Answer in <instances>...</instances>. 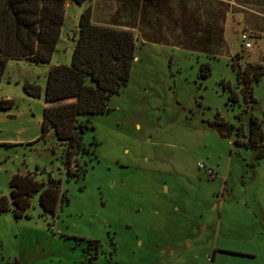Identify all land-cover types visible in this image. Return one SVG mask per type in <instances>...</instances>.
Wrapping results in <instances>:
<instances>
[{
	"label": "rangeland",
	"instance_id": "1",
	"mask_svg": "<svg viewBox=\"0 0 264 264\" xmlns=\"http://www.w3.org/2000/svg\"><path fill=\"white\" fill-rule=\"evenodd\" d=\"M70 2L52 60L10 59L0 81V264H264V78L255 101L228 100L230 86L240 90L236 56L264 63V19L251 26L248 9L226 11L217 48L141 38L128 85L83 135L87 172L71 178L65 145L42 132L49 70L71 63L87 8ZM4 99L14 105L2 109ZM18 173L44 183L23 215L11 195ZM51 180L69 197L54 212L41 202Z\"/></svg>",
	"mask_w": 264,
	"mask_h": 264
},
{
	"label": "trees",
	"instance_id": "2",
	"mask_svg": "<svg viewBox=\"0 0 264 264\" xmlns=\"http://www.w3.org/2000/svg\"><path fill=\"white\" fill-rule=\"evenodd\" d=\"M69 0H0V81L10 59H27L48 63L56 51L65 22ZM83 4L88 0H72ZM76 45L70 64L53 66L48 73L42 132L46 136L54 130L66 147L64 165L72 178L87 172L80 155L91 151L83 140L89 128H94L92 116L110 111V102L127 86L136 58L137 39L133 30L115 25L97 24L92 19L91 7L80 16ZM238 54L233 63L237 70L239 91L230 86L229 102L255 101L254 83L264 78V63H239ZM207 73L211 71L207 65ZM25 90L40 96L41 87L26 83ZM70 101H66L69 100ZM14 105L11 99L1 101L7 110ZM261 138V132L258 133ZM12 198L18 206L17 215H23L31 196L44 183L30 174H16L11 180ZM69 201L61 191L60 181L51 180L43 189L42 205L54 212L58 201ZM8 209V199L0 197V210ZM97 244V241H94ZM96 264V263H92Z\"/></svg>",
	"mask_w": 264,
	"mask_h": 264
},
{
	"label": "crops",
	"instance_id": "3",
	"mask_svg": "<svg viewBox=\"0 0 264 264\" xmlns=\"http://www.w3.org/2000/svg\"><path fill=\"white\" fill-rule=\"evenodd\" d=\"M260 1L264 2V0L256 2ZM249 2V0H88L83 4H87V8L91 7L95 23L133 30L137 42L141 38L155 40L153 37L161 35L178 38L183 43L193 42L194 45L203 48H217L222 42V22L226 11L238 13L240 10L248 9L250 13L247 14L249 15L247 20L251 26L263 22L264 11L260 5H249ZM70 3L69 0L67 6Z\"/></svg>",
	"mask_w": 264,
	"mask_h": 264
},
{
	"label": "water",
	"instance_id": "4",
	"mask_svg": "<svg viewBox=\"0 0 264 264\" xmlns=\"http://www.w3.org/2000/svg\"><path fill=\"white\" fill-rule=\"evenodd\" d=\"M217 131L220 133V135L224 138H230L232 137L233 134V127L230 125H225V126H215Z\"/></svg>",
	"mask_w": 264,
	"mask_h": 264
},
{
	"label": "built area",
	"instance_id": "5",
	"mask_svg": "<svg viewBox=\"0 0 264 264\" xmlns=\"http://www.w3.org/2000/svg\"><path fill=\"white\" fill-rule=\"evenodd\" d=\"M248 36H249V34L244 33V34L242 35V39H243L244 42H245V46H246L247 48H251V47H253V44H252L251 42L247 41Z\"/></svg>",
	"mask_w": 264,
	"mask_h": 264
},
{
	"label": "flooded vegetation",
	"instance_id": "6",
	"mask_svg": "<svg viewBox=\"0 0 264 264\" xmlns=\"http://www.w3.org/2000/svg\"><path fill=\"white\" fill-rule=\"evenodd\" d=\"M217 125H219V126H225V125H230V126H232L231 124L227 123L226 121H219L218 123L215 124V126H217ZM233 129H234V128H233ZM235 131H236V130L234 129V130H233V133H234Z\"/></svg>",
	"mask_w": 264,
	"mask_h": 264
}]
</instances>
